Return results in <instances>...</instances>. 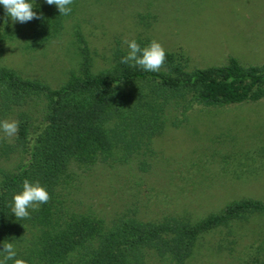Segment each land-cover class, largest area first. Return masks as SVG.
I'll use <instances>...</instances> for the list:
<instances>
[{
	"label": "trees",
	"instance_id": "trees-1",
	"mask_svg": "<svg viewBox=\"0 0 264 264\" xmlns=\"http://www.w3.org/2000/svg\"><path fill=\"white\" fill-rule=\"evenodd\" d=\"M29 2L40 17L26 22L29 47L53 39L73 14L71 5V12L61 15L45 0ZM19 31L17 24L3 36ZM78 37L84 44L80 68L56 86L0 64V121L19 124L10 138L0 130V251L10 242L26 264H145L150 256L162 264H186L199 240L218 231L214 250L232 252L234 223L264 216V199H234L199 219L179 213L152 219L122 213L107 219L66 201L75 168L136 159L146 170L153 139L168 125H183L195 108L264 101V62L243 64L229 55L223 64L189 67L182 52L165 50L160 71L148 72L121 63L129 51L126 44L115 41L98 64L87 41ZM132 39L141 49L151 42L149 37ZM12 155L19 161L6 167ZM25 179L44 187L50 200L17 220L12 197L22 191Z\"/></svg>",
	"mask_w": 264,
	"mask_h": 264
},
{
	"label": "rangeland",
	"instance_id": "rangeland-1",
	"mask_svg": "<svg viewBox=\"0 0 264 264\" xmlns=\"http://www.w3.org/2000/svg\"><path fill=\"white\" fill-rule=\"evenodd\" d=\"M62 31L29 47L30 28L13 23L0 5V64L58 85L78 70L87 41L101 64L115 41L136 36L182 52L189 67L226 62H264V0H73ZM17 36H3L8 29ZM173 112H168L169 120ZM148 168L137 160L75 168L68 201L75 209L111 218L135 213L143 219L179 213L199 219L241 197L264 199V101L195 108L180 127L168 125L152 142ZM19 161L12 155L4 165ZM232 252L214 250L213 231L199 240L186 264H264V216L234 223ZM145 264H162L150 256Z\"/></svg>",
	"mask_w": 264,
	"mask_h": 264
},
{
	"label": "clouds",
	"instance_id": "clouds-1",
	"mask_svg": "<svg viewBox=\"0 0 264 264\" xmlns=\"http://www.w3.org/2000/svg\"><path fill=\"white\" fill-rule=\"evenodd\" d=\"M45 2L48 5H55L61 15H68L71 12L69 5L73 3V0H45ZM0 5L5 10V23L7 18H10L13 23L21 24L40 18L33 11V4L29 0H0ZM123 43L127 45L129 51L125 57H122L121 63L132 67L138 66L148 72H158L163 67L166 53L163 46L156 40H152L143 49L135 39L125 40ZM18 128L17 121H0V130L9 138L17 134ZM49 200V193L44 187L38 182L31 183L25 179L22 191L12 197L11 212L17 220L29 218V208L38 209L41 204H46ZM0 252L4 254L0 264H7L9 260H13L14 264H26L24 260L16 258V251L10 242H6Z\"/></svg>",
	"mask_w": 264,
	"mask_h": 264
}]
</instances>
